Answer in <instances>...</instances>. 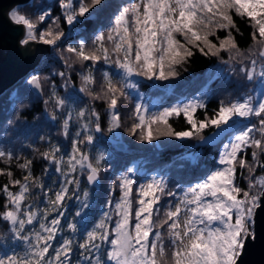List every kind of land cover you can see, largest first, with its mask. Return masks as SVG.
<instances>
[{"label": "snow or ice", "instance_id": "snow-or-ice-1", "mask_svg": "<svg viewBox=\"0 0 264 264\" xmlns=\"http://www.w3.org/2000/svg\"><path fill=\"white\" fill-rule=\"evenodd\" d=\"M57 3L60 14L55 16L50 8L34 16L23 13L19 5L7 13L9 22L22 31L20 49L47 46L63 63V70L43 78L39 72L30 74L25 83L43 96L42 79L51 81L42 116L58 122V135L70 140V146L65 151L50 136L40 135L47 144L39 152L46 162L40 176L33 174V159L0 148V162L8 166L0 167V176L7 177L0 185L4 226L0 264H241L247 246L257 239V213L264 209V0H133L118 7L108 24L94 32L90 44L84 38L67 40L72 30L102 14L104 0ZM236 18L252 30L251 43L244 49L236 39L242 35ZM197 51L217 57L243 80L258 82V97L244 94L230 102L222 100L203 119L196 117L197 110L205 107L199 100L151 115H145L146 108L137 102L134 122L126 131L145 143L159 137H198L213 144L227 138L216 161L219 166L179 195L163 177L153 176L135 189V199L133 169L128 168L115 177L120 196L113 200L110 189L105 210L94 217L92 191L100 183L108 155L98 142L105 138L117 142L108 134L122 126L119 104L129 98L128 90L138 87L132 78L175 79ZM35 53L43 55V50L37 48ZM222 53H227L226 60ZM76 64L80 65L78 90L71 75ZM77 93L87 96L88 102ZM95 101L103 102L106 127ZM81 103L84 106L78 107ZM181 116L189 127L177 131L169 121ZM252 117L255 122L239 127L240 120ZM73 122L75 132H71ZM209 127L217 131L205 138L202 133ZM13 160L19 178L12 171ZM53 168L58 176L45 185L43 176ZM165 196L174 199L164 204ZM70 201H75V212L68 219Z\"/></svg>", "mask_w": 264, "mask_h": 264}, {"label": "trees", "instance_id": "trees-1", "mask_svg": "<svg viewBox=\"0 0 264 264\" xmlns=\"http://www.w3.org/2000/svg\"><path fill=\"white\" fill-rule=\"evenodd\" d=\"M104 3L105 7L102 14L99 17L93 15L85 23L79 25L76 30H72L67 43H73L74 39L77 38H84L90 44L94 32L108 24L119 6L130 2L126 0H104ZM17 5L20 6L21 12L33 16L49 8L53 16L60 14L57 0H28ZM236 22L242 33V35H237L236 39L239 46L244 49L251 43L250 32L252 30L246 21L236 18ZM63 27L68 30L66 25H63ZM220 35L223 36L224 33L221 32ZM65 55L68 54L65 53ZM221 56L223 59H227V53H222ZM104 67L107 68L108 66ZM74 68L75 71L71 73L73 77L72 84L78 90L80 80L76 72L80 70V65L76 64ZM63 69L64 66L59 56L53 49L48 47V51L40 57L36 65L22 80H17L16 84L10 85L0 92V148L10 149L22 158L33 159V174L37 176L42 175V169L46 164L45 161L39 158V152L44 151L47 147V144L39 140V136H50L53 142L59 143L65 151L70 146V140L58 135V122L53 123L42 116L44 108L42 101L47 96L51 81L45 83L42 79L44 84L43 96H39L37 92L30 89L25 81L33 73L39 72L43 78L53 70ZM109 70L112 73L117 71L115 68H109ZM178 70L180 75L168 81H147L143 78H132L137 82L138 87L132 92L128 90L130 93L129 98L127 100L122 99L119 104L118 110L122 126L114 133L108 134L117 142L112 143L107 138L103 139L102 142H98L99 145L107 148L108 155L104 161L105 171L102 173L100 183L92 191L94 217L98 218L100 211L105 210L104 205L109 199L110 189L112 190L113 200L120 196L118 181L115 180V177L127 171L128 165H134L131 176L134 180L133 199L136 198L135 189L140 178L149 172L154 173L157 178L163 177L168 188L178 194L181 189L187 187L190 183L202 179L211 167L217 165L219 147L227 139L223 138L213 144H207L198 137L185 140H177L174 137H159L151 143L140 142L137 138L128 135L126 131L134 122L133 110L137 99L140 103L150 105L156 110L189 99L199 100L205 104V107L197 110L196 117L197 119H203L206 114L212 115L222 100L230 102L234 99L243 98L244 94L256 95L258 82H247L238 73H230L228 65L222 64L217 57L204 56L197 51L188 63ZM97 76L99 78V74ZM54 79L58 90L63 95L64 90L59 89V84L62 83L60 77L57 76ZM95 88L98 91L99 84ZM77 94L83 102H88L87 96ZM21 104L26 105V107L21 108ZM83 106V103L78 105V107ZM94 106L101 113L102 127H106L108 116L105 113L103 102L95 101ZM17 112L20 113L19 119H17ZM37 117H40V119H37ZM10 120L13 123L10 124ZM169 122L177 131L186 130L189 127L182 116L172 117ZM250 122H255V117L240 120L239 127H243ZM75 129L76 125L73 122L71 132H74ZM214 130L216 129L209 127L202 134L205 138H208V135ZM96 135L99 136V134ZM117 144L118 147H116ZM26 145H32V147ZM33 149H38V151H33ZM15 164L16 161L13 160L11 168L15 177L19 178L21 172L15 167ZM0 167L8 166L0 162ZM49 167L51 168V166ZM239 171L238 169V173ZM57 176L53 168L47 175L43 176L45 185H51L52 180L56 179ZM6 182L7 177L0 176V185ZM238 182L241 187L244 186V182L239 179V176ZM173 199L165 196L163 197V203L166 204L167 201ZM3 229L4 226L0 224V232Z\"/></svg>", "mask_w": 264, "mask_h": 264}, {"label": "water", "instance_id": "water-1", "mask_svg": "<svg viewBox=\"0 0 264 264\" xmlns=\"http://www.w3.org/2000/svg\"><path fill=\"white\" fill-rule=\"evenodd\" d=\"M26 1L28 0H0V92L16 84L17 80H22L36 65L42 55L35 53V49H42L43 54L48 51V47L42 45H30L27 51L19 48L22 31L9 22L7 13L10 7ZM38 95L40 96L39 93ZM215 131L217 130L212 131L208 137ZM256 219L257 239L247 246L241 264H264V209L257 213Z\"/></svg>", "mask_w": 264, "mask_h": 264}, {"label": "rangeland", "instance_id": "rangeland-1", "mask_svg": "<svg viewBox=\"0 0 264 264\" xmlns=\"http://www.w3.org/2000/svg\"><path fill=\"white\" fill-rule=\"evenodd\" d=\"M126 1H129L130 3L131 2H133V0H126ZM16 6V5H15ZM11 8V7H10ZM9 8V9H10ZM9 9H8V11H9ZM258 89H259V84H258V86H257V89H256V95H257V97H258ZM130 92H132L133 90H129ZM139 96H140V93L138 94ZM190 100H193V99H189V100H186V101H182L181 103H173V104H171V105H169V106H167V107H171V106H173V105H179V104H183V103H187L188 101H190ZM136 102H139L138 101V99H137V101ZM140 103V102H139ZM141 104H143L144 105V107L146 108V113H145V115H151L152 113H154V112H157V111H161V110H163V109H160V110H156V109H154L153 107H151L150 105H147V104H145V103H141ZM76 130V129H75ZM75 132V131H74ZM225 142H227V139L226 140H224L223 141V143H225ZM223 143L221 144V146L219 147V151L222 149V145H223ZM98 146L99 147H102V148H105L103 145H99L98 144ZM107 149V148H106ZM108 151V150H107ZM219 151H218V155H219ZM95 152H96V148H92L91 149V153L93 154V155H95ZM218 159V158H217ZM134 165L133 164H130V165H128V168H132ZM219 165L217 164V165H215V166H213V167H211L210 169H209V171L207 172V174L208 173H210L212 170H214L216 167H218ZM58 175V174H57ZM153 176H155V174L154 173H152V172H149L148 174H146L145 176H142L141 178H140V180H139V182H138V184H137V188H139L142 184H145V183H147V181L149 180V179H151ZM198 182V181H197ZM194 183H196V182H194ZM194 183H190L189 185H191V184H194ZM188 185V186H189ZM92 194H93V192H92ZM180 194V192L177 194V195H179ZM75 201H70L69 202V204H68V208H67V212H68V216H67V218H69V219H71L72 218V214L75 212ZM41 207L43 206V205H40ZM102 211H104V209H102L101 211H100V213L102 212ZM65 234H67V233H65Z\"/></svg>", "mask_w": 264, "mask_h": 264}]
</instances>
